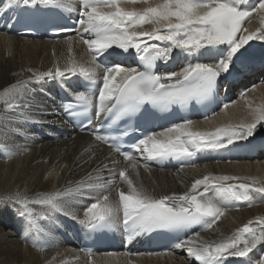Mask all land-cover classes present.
<instances>
[{
    "label": "snow or ice",
    "instance_id": "6c2138e0",
    "mask_svg": "<svg viewBox=\"0 0 264 264\" xmlns=\"http://www.w3.org/2000/svg\"><path fill=\"white\" fill-rule=\"evenodd\" d=\"M137 2L147 3V0H79L81 7L76 23L83 29L80 34L82 42L91 54L88 66L70 61L64 69L56 66L54 71L34 74L37 83L45 78L53 80L75 75L85 78L89 85L102 81L96 92L81 91L75 94L73 101L63 103V109L70 117L78 116L77 110L86 111L92 107L94 98L97 116L106 114L112 121L130 120L146 105L167 111L173 105L203 104L215 94L222 74H231L233 70L242 74L251 70L243 60L239 66L236 65L243 55L241 49L252 40L264 41V30L249 32L243 27L253 14L241 8L245 0H162L140 12L128 11L121 6L122 3ZM12 3L67 10L73 7L72 0H12ZM259 9L264 11V0H261ZM145 24L154 27L150 31L135 30ZM242 32L246 34L238 35ZM221 45H227V48L215 53L219 58L214 63H188L179 72H155L157 62H167L174 50L189 56L202 49L211 52ZM125 54L138 59L139 70L113 61L114 56ZM32 83L30 78L4 89L0 95V101H3L0 121H29L27 109L31 107L30 97L35 92L29 87ZM227 107L228 104L222 105L223 109ZM252 117L250 123L218 127L212 132L193 131L194 122L190 119L158 133L146 132L133 145L140 157L123 151L116 136L101 134L99 130H93V135L97 141L108 144L126 160L132 161L133 169L137 167L139 158L144 160L147 168L149 161L190 158L204 149H223L237 140H246L253 135L257 124L264 122V108L255 109ZM144 122L147 123V119ZM13 154L6 152V158ZM105 170H109L107 166ZM118 177L127 185L128 191L117 189L116 201L107 194L114 186V179L91 173L73 187L38 193L32 199L17 194L13 199L21 206L20 215L27 218L29 226L37 227V220L46 217L35 215L30 204L49 206L75 219L70 200L95 196V202L85 207L79 223L92 230L122 223L129 241L157 231L179 232L194 226L211 229L234 204L251 206L256 198L254 194L264 200V185L254 187L259 184L255 179L251 183H237L249 179L237 176L205 175L196 179L181 195L158 198L143 186L135 185L127 169L120 171ZM199 235V232H194L191 236L178 238L173 247H187L189 259L196 264H222L226 256L248 257L264 243V218L249 221L216 242H198Z\"/></svg>",
    "mask_w": 264,
    "mask_h": 264
},
{
    "label": "bare ground",
    "instance_id": "6f19581e",
    "mask_svg": "<svg viewBox=\"0 0 264 264\" xmlns=\"http://www.w3.org/2000/svg\"><path fill=\"white\" fill-rule=\"evenodd\" d=\"M72 2V10L63 9L65 12L75 13L78 7H81L79 0ZM161 2L162 0H147V3H122L121 6L128 11L140 12L149 5L156 6ZM260 2L261 0H245L241 5L243 10L253 13L243 25L249 32L264 30V11L259 9ZM24 7L26 6L12 3V0H0V16L8 14L13 18ZM153 27L151 24H145L135 30L150 31ZM81 33L83 29L80 27L78 33L67 40L30 41L0 32V95L9 86L18 81H28L30 78L33 83L29 87L35 89L34 95L30 97L31 107L27 109L29 121H0V264H196L194 260L189 259L187 247L155 256L81 255L62 237L61 232L66 230L69 224L82 226L79 220L83 219L85 207L95 202V196L70 200L75 219L45 205H29L35 215L46 217L37 220V227H30L27 218L20 215L21 206L13 199L17 194L32 199L38 193L63 190L86 179L89 173L114 179V186L107 193L113 201L118 199L117 189L128 191L127 185L118 177V173L125 169L135 185L143 186L157 198L164 195H181L189 190L196 179L205 175L249 178L237 183H251V180L255 179L259 184L254 187L264 185V156L250 160L253 149L247 148L252 142L261 144L264 139V122H259L253 135L246 140H237L227 148L214 150V161L177 170H159L149 165L145 168L142 158L138 159L137 167L133 169L132 161H121L110 149L99 145L88 136L58 138L56 129L67 125L55 114L43 93L50 92L52 82L63 78H45L37 83L34 74L54 71L56 66L64 69L70 61L76 65L88 66L91 54L82 42ZM242 34L246 33L238 35ZM84 37L87 38L86 33ZM2 47L4 53L1 52ZM223 48H227V45L216 46L211 52L202 49L189 56L180 50H174L172 57L164 62L170 70H160L159 74L179 72L188 63H214L219 58L215 53ZM241 53L243 55L236 61V65L239 66L241 60L246 63L255 62L263 68L257 78H264V41H250L241 49ZM114 57H124L121 63L124 67H128L126 60H137L127 54ZM232 73L237 74L235 70ZM100 74L102 75V71ZM226 75L228 74H222L221 77ZM98 83L101 85L102 81ZM2 104L3 101H0V105ZM257 108H264V81H258L216 115L194 121L192 130L212 132L218 127H236L250 123L252 113ZM236 145L242 148L240 160L229 154V150ZM6 152L15 154L6 158ZM136 156L140 157V153ZM105 166L109 170H105ZM254 196L256 198L251 206L236 203L225 211L211 229H200L198 242L219 241L230 236L245 223L264 218V200L257 194ZM222 264H264V243L258 245L248 257L226 256Z\"/></svg>",
    "mask_w": 264,
    "mask_h": 264
},
{
    "label": "rangeland",
    "instance_id": "374dc122",
    "mask_svg": "<svg viewBox=\"0 0 264 264\" xmlns=\"http://www.w3.org/2000/svg\"><path fill=\"white\" fill-rule=\"evenodd\" d=\"M257 42H259V43H262L263 41H260V40H256ZM1 52H3L4 53V48L2 47L1 48ZM70 55H72V54H70Z\"/></svg>",
    "mask_w": 264,
    "mask_h": 264
}]
</instances>
